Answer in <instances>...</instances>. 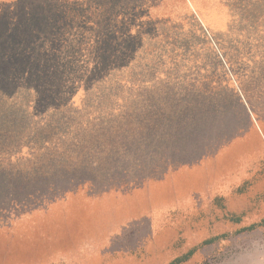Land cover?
Segmentation results:
<instances>
[{"label": "rangeland", "instance_id": "rangeland-1", "mask_svg": "<svg viewBox=\"0 0 264 264\" xmlns=\"http://www.w3.org/2000/svg\"><path fill=\"white\" fill-rule=\"evenodd\" d=\"M86 1L0 0V264H264V0Z\"/></svg>", "mask_w": 264, "mask_h": 264}, {"label": "trees", "instance_id": "trees-1", "mask_svg": "<svg viewBox=\"0 0 264 264\" xmlns=\"http://www.w3.org/2000/svg\"><path fill=\"white\" fill-rule=\"evenodd\" d=\"M81 2H82V4H87L86 0L81 1ZM127 2H129V0H97V16L99 17L101 15V17L110 21L109 17H112V15L115 14V13H112V10L115 8V6L124 5L126 7V12L128 11L129 8H127V5H126ZM66 3H69V4L71 3L74 5L75 4H81L80 0H70V1L67 0ZM116 17H119V18L123 17V14L117 12ZM137 19H139V17H137L136 20ZM225 218H227L229 221L234 222V223H239L241 221V215L235 214V213H228L225 216ZM262 225H264V218L261 219L259 222H254V223H251L247 226L241 227L240 229L235 231V233H241L244 231H252V230H255L256 228H258L259 226H262ZM229 236H230V233L224 232V233L217 234V235L211 236L209 238H206L199 245L193 246L188 251H186L185 253L173 258L171 261H169L166 264H182L183 262L189 260L192 257V255L197 251V249L199 247L214 243V242L219 241L221 239H225Z\"/></svg>", "mask_w": 264, "mask_h": 264}]
</instances>
